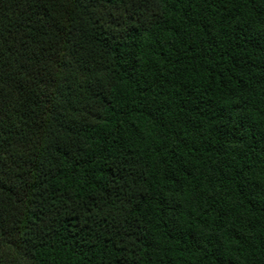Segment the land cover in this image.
I'll list each match as a JSON object with an SVG mask.
<instances>
[{"label":"trees","instance_id":"16d2710c","mask_svg":"<svg viewBox=\"0 0 264 264\" xmlns=\"http://www.w3.org/2000/svg\"><path fill=\"white\" fill-rule=\"evenodd\" d=\"M0 264H264V0H0Z\"/></svg>","mask_w":264,"mask_h":264}]
</instances>
